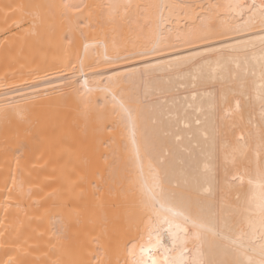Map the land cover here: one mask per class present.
I'll return each mask as SVG.
<instances>
[{
	"label": "bare ground",
	"instance_id": "1",
	"mask_svg": "<svg viewBox=\"0 0 264 264\" xmlns=\"http://www.w3.org/2000/svg\"><path fill=\"white\" fill-rule=\"evenodd\" d=\"M262 203L264 0H0V264H264Z\"/></svg>",
	"mask_w": 264,
	"mask_h": 264
},
{
	"label": "snow or ice",
	"instance_id": "2",
	"mask_svg": "<svg viewBox=\"0 0 264 264\" xmlns=\"http://www.w3.org/2000/svg\"><path fill=\"white\" fill-rule=\"evenodd\" d=\"M144 54L145 53H139V55H141V56H143ZM120 107H121V109L123 111H125V112L128 111L127 108L123 104H121ZM132 144H133L134 154L136 156L137 162H139V148L136 145V141L134 139V134H133ZM157 187H158V185H157ZM147 194H148L150 200L152 201L153 206L155 204H157V203H160L162 192H157L155 189L149 188L147 190ZM261 207H262V210H264V203H262ZM176 214L177 215H181V216L184 215L183 213H176ZM184 219H185L186 222H190L194 229H197V232L194 235H195L196 239H200L201 238V233H200L199 230L205 228L206 226L204 224H202V223H198L195 220H190V218L187 217V216H184ZM176 228H177L178 231L184 232L185 234H187V229L182 228L180 225H176ZM208 230L211 231L212 229H208Z\"/></svg>",
	"mask_w": 264,
	"mask_h": 264
}]
</instances>
